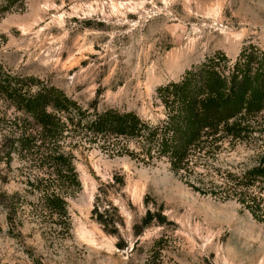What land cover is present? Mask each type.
<instances>
[{
    "label": "rangeland",
    "instance_id": "374dc122",
    "mask_svg": "<svg viewBox=\"0 0 264 264\" xmlns=\"http://www.w3.org/2000/svg\"><path fill=\"white\" fill-rule=\"evenodd\" d=\"M247 46L264 51V0H0V264H264V222L190 185L208 166L258 165L262 116L184 176L143 159L133 140L110 138L121 151L102 136L84 145L86 128L73 125L83 131L68 139L81 189L67 197L69 233L37 209L17 142L38 130L22 101L43 89L44 99L155 125L161 87L215 56L234 62Z\"/></svg>",
    "mask_w": 264,
    "mask_h": 264
},
{
    "label": "trees",
    "instance_id": "16d2710c",
    "mask_svg": "<svg viewBox=\"0 0 264 264\" xmlns=\"http://www.w3.org/2000/svg\"><path fill=\"white\" fill-rule=\"evenodd\" d=\"M159 95L165 118L155 125L134 112L107 109L92 114L71 99H44L46 89L23 99L22 108L38 130L22 134L17 142L32 169L25 183L37 194V209L56 216L69 233L67 197L81 189L70 142L83 131L73 128L75 124L86 128L83 136L90 139L84 145L102 136L104 146L121 151L123 147L110 138L133 140L143 159H165L181 176L195 171L199 162L207 166L204 162L210 159L213 146L227 137H239L250 126L251 116L264 119V51L247 46L234 62L225 56L210 58L186 72L179 82L161 87ZM199 175L197 183H190L195 190L222 200L234 199L264 222V151L258 165L251 168L237 171L208 166ZM9 206L14 213V201Z\"/></svg>",
    "mask_w": 264,
    "mask_h": 264
}]
</instances>
